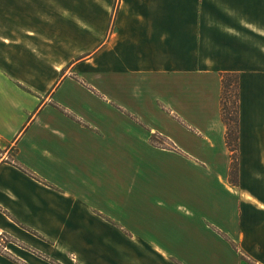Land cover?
Returning a JSON list of instances; mask_svg holds the SVG:
<instances>
[{"label": "crops", "instance_id": "1", "mask_svg": "<svg viewBox=\"0 0 264 264\" xmlns=\"http://www.w3.org/2000/svg\"><path fill=\"white\" fill-rule=\"evenodd\" d=\"M224 73L240 79L237 182ZM150 100L177 135L139 127ZM113 107L139 124L113 135ZM155 135L191 169L120 172L122 193L101 165L96 185L113 145ZM118 208L136 219L97 213ZM0 233L22 246L0 264H188L192 246L200 264H264V0H0Z\"/></svg>", "mask_w": 264, "mask_h": 264}, {"label": "rangeland", "instance_id": "2", "mask_svg": "<svg viewBox=\"0 0 264 264\" xmlns=\"http://www.w3.org/2000/svg\"><path fill=\"white\" fill-rule=\"evenodd\" d=\"M154 93H157V91ZM234 96H235V92L232 89V91H230L229 94L227 95V99H226V102L228 103L227 107L229 109H231L232 112L234 109V99H235ZM158 101H161V99L159 98ZM161 104L165 108V110H166L165 112L162 111L161 108L159 109L158 105L153 104V102L151 100L149 102L148 109H144L143 107L140 106L141 108H139V111L142 114L144 112V116L137 115V117L140 120V122L144 125V127H142L141 126L142 124H139L135 118H132L131 115H129V114L127 115L124 111L120 110L119 107H115V108L113 107V109L110 111V115H107L105 117H107V122L109 119V122L111 123L113 135H115L117 133V131L120 130V127H122L126 124H128L129 126H133V125L137 126V124H139V127L144 129V128H146V126L143 122V121H145V119H148L149 121L153 120L154 127L157 129H162L165 131L172 130V132H174V134H176V132L173 131V129L171 128L172 127L171 123L169 124V120L174 122V119L176 118V114L169 115L168 113H170V112H168L169 111L168 107L166 105H164V103H161ZM176 120H177V122L179 121L180 123H182L181 120H179V118H176ZM119 133H117V134H119ZM145 133H146V135H148L149 130L145 129ZM165 142L166 141L161 136L155 135V137L150 136V139L147 142L149 145H147V144H145L144 146L128 145L127 147H124V148H121L120 146L113 145V147H112L113 162L112 163L107 162L105 164L104 162L98 163V161H97V163H96V166L98 167V168H96L97 174H98V179H97L96 185L99 187L100 176H104V174H106L104 169L102 171L100 170L101 165L103 166V168L106 165L107 174L110 172V170L113 173V190H116V192L120 191L122 193L127 192V189L130 188V186L132 184H131V180L126 182V180H124V179L123 180L116 179L115 175L119 174L120 172H123V174H125L126 172L129 174H133L136 171L141 170L142 172L146 171V172L154 173L155 170H159L160 172H162L163 176H167L166 174H168L170 171L172 172V171L190 170L191 165L186 163V162H181V161L172 162V159L169 156L170 153L166 151V150H170L172 148L170 146L166 145ZM153 143L155 146L150 147L151 145H153ZM107 150H110V148L107 147ZM126 154H128L129 159H130V161L128 163H126V161H125L127 158L124 155H126ZM196 155L198 157H200L198 152H196ZM152 156H161L160 158H157V157L155 158V159H158L160 161L158 163H153V162H155V159L152 158ZM216 156L219 158L221 156V154H216ZM122 158H123V161L121 162L120 160ZM232 158H233V156L231 155V159ZM133 160H135V161H133ZM139 162H145V163H143L140 167L138 166L139 164H134V163H139ZM235 164H236L235 162L231 163V168H230L231 171H234V172L236 171ZM209 165L214 166L213 164H209ZM202 167L203 166H200L199 168L202 170ZM200 169L196 168V170H198V171H200ZM149 182H151V185L153 188L154 185L157 183V180L154 181V180H152V178H150ZM135 186L136 185L133 184V186H131V187H135ZM189 189H190V187H189ZM130 192H131V190H129L128 193H130ZM108 197H109V194H108L107 198ZM107 198L105 196H103L102 200H104L106 202ZM191 199H192L191 196L184 194V195H178L171 202H177V203L186 204V205H189L193 202L195 204V200L191 201ZM100 202H101V200H100ZM111 202L115 206L121 207L120 198H119V196H117L115 194V191L112 195V201ZM107 204H109V203H107ZM113 208H115V207L113 206ZM97 213H100V214L104 215L105 217L107 216L108 218H110L113 221H116V218H119L121 220H124V218H126V220L129 219L130 222H131V218L132 219L134 218V220L136 219L135 211L133 212L134 216L131 217V216H129V214H127V212L123 213L119 208H118V210L113 209L112 212H103L102 211V212H97ZM122 214L124 216H122ZM196 245H199V244L197 243ZM175 246H178V245H175ZM8 247L10 249L19 250V248H21L22 246H20L16 242L12 241L7 236H1V238H0V250L7 251V250H9ZM5 248H7V250ZM78 250L80 252L82 249L79 248ZM189 250H190V253H187V255H186L185 249L181 248L180 250H177V254L179 256H181L182 259L185 262H187L188 264H200V260L198 258V257H200L199 256L200 252H198L195 255V251L200 250V246L199 247L192 246V248H190ZM80 253H83V252H80ZM71 256H72V258L75 257L73 254H71Z\"/></svg>", "mask_w": 264, "mask_h": 264}, {"label": "trees", "instance_id": "3", "mask_svg": "<svg viewBox=\"0 0 264 264\" xmlns=\"http://www.w3.org/2000/svg\"><path fill=\"white\" fill-rule=\"evenodd\" d=\"M222 93H221V117L227 128L226 143L232 153V163H236V171H230L232 181L237 182L239 172V122H240V104H239V89L240 79L237 73H224L221 76ZM235 92L233 112L229 109L226 102L227 95L230 91Z\"/></svg>", "mask_w": 264, "mask_h": 264}, {"label": "built area", "instance_id": "4", "mask_svg": "<svg viewBox=\"0 0 264 264\" xmlns=\"http://www.w3.org/2000/svg\"><path fill=\"white\" fill-rule=\"evenodd\" d=\"M1 236H5V235H3L2 233H0V238H1ZM6 250H7V248H5ZM7 251H9V250H7Z\"/></svg>", "mask_w": 264, "mask_h": 264}]
</instances>
